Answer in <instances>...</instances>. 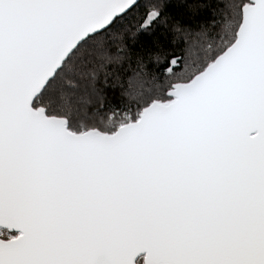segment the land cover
I'll use <instances>...</instances> for the list:
<instances>
[{"label": "snow or ice", "instance_id": "1", "mask_svg": "<svg viewBox=\"0 0 264 264\" xmlns=\"http://www.w3.org/2000/svg\"><path fill=\"white\" fill-rule=\"evenodd\" d=\"M0 264H264V0H0Z\"/></svg>", "mask_w": 264, "mask_h": 264}]
</instances>
